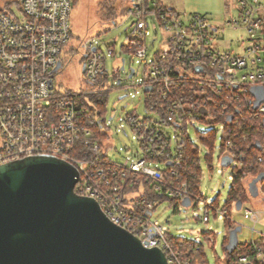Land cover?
Wrapping results in <instances>:
<instances>
[{
  "label": "built area",
  "instance_id": "1",
  "mask_svg": "<svg viewBox=\"0 0 264 264\" xmlns=\"http://www.w3.org/2000/svg\"><path fill=\"white\" fill-rule=\"evenodd\" d=\"M234 1L238 14L225 25L241 26L250 36L238 53L214 47L217 28L205 16L194 14L183 20L175 9L162 6L158 0H132L130 12L137 15V20L132 29L134 36L130 37L126 49L137 58L145 75L138 84L130 81L120 86L126 95L130 87L141 89L145 110L154 116L126 115L141 155L129 163L112 162L114 166L126 167L133 176L141 174L163 184L169 197L185 198L189 194L186 180H179L177 171L171 167L178 162L176 154L166 150V145L172 148L174 139V148H179L184 135H189L188 125L193 119L212 124L210 108L216 100L213 95H218L222 115L230 114L232 106L244 105H251L256 117L264 115V100L255 106V98L248 97L252 88L264 90V0ZM16 10L0 8V165L34 155H52L73 164L84 178L80 194L97 201L112 223L135 235L143 248L158 247L167 264H191L187 257L173 250L163 227L150 220L155 201H143L141 210L144 211H139L131 198L120 194L117 183L105 176L106 170L96 168L107 154L110 141L88 138L89 130L78 115L77 99L103 91L101 86L84 94L60 93L53 86V70L61 62L62 50L72 35L71 0H21ZM148 15L157 21L166 36L164 50L155 52L147 60L145 17ZM84 48L83 73L96 86L104 55L92 41H86ZM108 52L111 54V50ZM49 80H52L51 86ZM184 81L188 86H182ZM146 87L150 90H145ZM87 111L83 107L81 114ZM167 126L173 128L172 136ZM228 126L224 139L226 147L231 149ZM78 137H87L83 142L91 150L90 158L72 156ZM153 162L163 163L164 168L151 166ZM89 166L95 167V171ZM116 174L112 170L110 176L116 178ZM257 184L262 192L260 181ZM242 206L243 219L255 229L263 212L250 205ZM207 213L206 210L203 221L208 220ZM261 235L264 237L263 232ZM255 260L264 264L261 249ZM238 261L252 264L247 256H240Z\"/></svg>",
  "mask_w": 264,
  "mask_h": 264
},
{
  "label": "rangeland",
  "instance_id": "2",
  "mask_svg": "<svg viewBox=\"0 0 264 264\" xmlns=\"http://www.w3.org/2000/svg\"><path fill=\"white\" fill-rule=\"evenodd\" d=\"M21 0H0V8L17 11L15 5ZM170 8L175 9L183 20L191 15L199 14L205 16L210 24L217 28L214 34V47L238 53L248 43L249 34L241 26L225 25V22L238 14L234 0H162ZM131 0H78L71 10L72 35L60 55L61 67L53 74V86L60 93L74 91L85 93L95 87L88 82L81 70V57L85 51L84 43L92 41L104 54V66L107 71L105 84L101 86L106 91L107 100L105 104V127L102 132L108 135L110 147L107 156L114 162L129 163L141 155L133 132L126 122V115L137 114L139 117L154 116L145 110L144 98L141 89L130 87L128 95L116 85L113 79L114 70L121 65L124 59L125 69L120 72V77L125 78L130 67L135 69L134 76L123 80L121 84H129L130 81L138 84L145 75L142 65H139L136 57L123 44L129 42L127 37H133V28L137 15L131 13ZM110 9L114 14L110 15ZM148 22L147 36L145 37L146 59H151L155 52L164 50L166 34L158 27L157 21L150 15L145 17ZM156 29V32L155 30ZM153 41V45L151 42ZM108 45H112L113 54H109ZM134 94V96H132ZM125 95V96H124ZM123 96L122 99L119 97ZM88 107L92 103L85 96ZM109 118H111L109 120ZM214 129L212 147L209 148L199 138L198 133ZM123 130L125 132H123ZM166 130L173 135V128L167 126ZM223 123L208 124L193 119L188 125L189 137L192 143L199 150V196L194 198L189 207L183 206L180 202L176 204L163 198L155 202L151 211L150 220L161 225L163 230L172 236L195 240L203 245V253L208 264H225V252L223 243L227 240L229 229L225 226L226 217L221 213L228 198V192L232 183V167L235 163L223 166L220 156ZM198 133H196V132ZM172 148L175 141L172 139ZM206 154L209 159L206 160ZM151 166L164 168L163 163L153 162ZM252 177H246L245 187L251 182ZM256 195L248 193L247 200L243 206L250 205L263 212L261 221L252 229V223L243 219L242 208L236 210L233 207L228 212V219L236 222L240 227L237 232L239 242L258 239L261 232H264V193L256 183ZM136 192L126 194L128 199L135 197ZM215 201V202H214ZM211 204L217 206L213 211ZM242 206V207H243ZM208 211L207 221H203L205 211ZM210 230L213 232V243L204 240L201 232Z\"/></svg>",
  "mask_w": 264,
  "mask_h": 264
},
{
  "label": "water",
  "instance_id": "3",
  "mask_svg": "<svg viewBox=\"0 0 264 264\" xmlns=\"http://www.w3.org/2000/svg\"><path fill=\"white\" fill-rule=\"evenodd\" d=\"M124 62L121 59L120 72ZM60 67L59 61L53 72ZM128 70L126 77L131 78L135 69ZM120 82L118 78L116 85ZM250 92L255 106L264 100L262 88ZM231 162L222 156L223 166ZM79 178L73 164L52 155L0 165V264H167L158 247L143 248L135 235L109 220L97 201L77 194ZM263 178L264 168L249 183L253 196L255 184ZM181 204L189 207L191 202L186 197ZM240 208L237 201L236 210ZM238 231L236 226L228 233L224 247L228 252L239 243Z\"/></svg>",
  "mask_w": 264,
  "mask_h": 264
},
{
  "label": "trees",
  "instance_id": "4",
  "mask_svg": "<svg viewBox=\"0 0 264 264\" xmlns=\"http://www.w3.org/2000/svg\"><path fill=\"white\" fill-rule=\"evenodd\" d=\"M78 0H71L72 7L77 3ZM20 2L16 3V8H19ZM162 6L165 7L161 0H158ZM110 15L114 14V10L110 9ZM135 12V10H132ZM130 40V36H128ZM128 43L123 44L122 48H126ZM108 50H111V54L114 53L112 45H108ZM99 49V48H98ZM99 51H101L99 49ZM102 53V52H101ZM103 54V53H102ZM104 55V54H103ZM105 57L103 56V67L102 73L99 75L96 86H103L107 78V71L104 66ZM119 72V68H116ZM134 76V75H133ZM132 76V77H133ZM131 77V78H132ZM131 78H127L130 80ZM113 79L116 81L118 79V74H114ZM126 80V79H125ZM188 82L184 81L182 86H188ZM121 82L117 85L120 86ZM218 95H213L216 99L213 103L214 106L211 107V117L213 123H223L222 139L220 156H224L226 153L234 160V166L232 167V183L228 192V198L221 213L225 215L226 220L225 226L229 229L236 227V222H231L228 218V212L230 208L236 209L237 201H241V205L247 200L248 193L251 194L249 184L245 187L244 180L246 177L255 178L259 170L264 168V115L255 116L256 110H252V106H241L240 108L231 107L230 114L222 115V108L220 107V101H218ZM249 98H254L251 92L248 93ZM89 102L92 106L88 107L86 100L83 97L77 99V111L80 117V121L83 126L89 130L90 136L88 138L92 141L98 140H109L108 135L101 131V128L105 127L104 112L105 104L107 100L106 91H99L98 93H91L88 95ZM235 104V102H234ZM83 107H86L88 111L85 114H81ZM230 117V118H229ZM202 122L204 120L202 119ZM229 125V126H228ZM231 128V133L228 134V138L231 141V149L225 145L224 133L227 128ZM196 132V131H195ZM198 133V132H196ZM216 132L214 129L208 130L207 132L198 133L201 141L207 145L209 148L212 147L214 136ZM84 138L78 137L74 142V148L71 154L75 158H90L91 150L89 147L84 145ZM166 150L174 151L178 162L174 163L172 168L177 171L178 179L186 180L188 184V198L190 202L199 196V181H200V167H199V150L190 140L189 135H184L183 143L179 148H170V145H166ZM206 160L209 159V155H205ZM261 158V160H259ZM100 166L106 170L105 176L110 178L113 183H117L119 187V192L121 195H126L129 192H136V196L132 197L131 200L134 202L136 208L141 210L142 205L146 201L154 200L157 202L163 198L168 199L170 202L177 203L184 199L183 197H169L166 195L167 188L163 184H158L152 180L146 178L141 174H133L127 170L126 167L114 166L113 162L107 154H104L101 161L96 164V168ZM94 168V169H93ZM89 169L95 171V167ZM112 170L116 172V178L110 176ZM168 170V168H167ZM124 173V175H121ZM83 176L81 175L79 181L75 185V192L80 194V187L83 183ZM262 186V192H264V178L260 181ZM81 195V194H80ZM186 198V197H185ZM127 201V198L124 199ZM144 201V202H143ZM143 202V203H142ZM215 202V201H214ZM191 205V204H190ZM154 206L150 209L152 211ZM209 207L213 211L216 210L217 206L211 204ZM168 238V242L173 250L180 252L184 257H187L191 264H208L203 253V245L195 240L183 238L181 236H172L171 234L165 232ZM264 233V232H263ZM204 240L213 243L214 235L210 230H204L201 232ZM227 240L224 241L223 247H225ZM258 249H261L264 253V237L259 235L258 239H253L250 241L239 242L238 245L231 251L228 252L224 248L225 252V264H245L238 261L240 256H247L248 260L252 264H263L255 260ZM219 261H216L218 264ZM220 264V263H219Z\"/></svg>",
  "mask_w": 264,
  "mask_h": 264
},
{
  "label": "flooded vegetation",
  "instance_id": "5",
  "mask_svg": "<svg viewBox=\"0 0 264 264\" xmlns=\"http://www.w3.org/2000/svg\"><path fill=\"white\" fill-rule=\"evenodd\" d=\"M85 60H86V53H83L82 57H81V70H82V67L84 69V65H85ZM83 72V71H82ZM128 73H129V70H128ZM127 73V74H128ZM118 74V77H120V71L116 73V75ZM127 76V75H126ZM125 76V78L123 79L122 77L120 78L121 79V82H122V79L125 80L127 79V77Z\"/></svg>",
  "mask_w": 264,
  "mask_h": 264
},
{
  "label": "crops",
  "instance_id": "6",
  "mask_svg": "<svg viewBox=\"0 0 264 264\" xmlns=\"http://www.w3.org/2000/svg\"><path fill=\"white\" fill-rule=\"evenodd\" d=\"M131 2H132V0H131ZM163 2V1H162ZM131 7H132V4H131ZM131 7H130V9H131ZM15 8H16V6H15ZM130 11V10H129Z\"/></svg>",
  "mask_w": 264,
  "mask_h": 264
}]
</instances>
